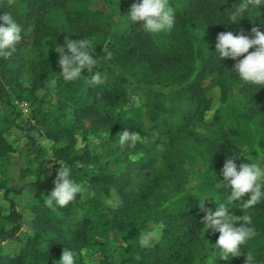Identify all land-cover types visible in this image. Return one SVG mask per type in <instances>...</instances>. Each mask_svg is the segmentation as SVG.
<instances>
[{
	"label": "trees",
	"instance_id": "trees-1",
	"mask_svg": "<svg viewBox=\"0 0 264 264\" xmlns=\"http://www.w3.org/2000/svg\"><path fill=\"white\" fill-rule=\"evenodd\" d=\"M130 2L0 0V11L11 12L22 27L16 51L0 57V102L28 99V129L42 127L52 143L49 154L29 135L34 180L0 183L7 205L0 206V245L22 233L17 197L29 196L32 217L19 251L0 252V264H59L67 247L76 251V264H245L248 252L264 264V200L248 208L247 195L232 201L221 175L228 156L247 163L243 125L251 127L252 152L264 157V86L241 82L231 72L236 61L215 54L217 35L250 34L264 22V5L228 24L237 0H168L175 23L153 34L128 19ZM66 38L91 41L96 59L72 81L59 73L55 51ZM96 72L100 84L91 82ZM41 90L50 97L39 98ZM16 120L0 114V170L14 151L7 132ZM124 128L141 139L121 146L117 133ZM91 136L97 146L90 145ZM52 162L55 169L70 166L89 193L50 207L53 189L47 190L44 176ZM215 202L233 215H250L257 233L241 255L227 260L212 251L219 233L202 223L204 209L214 210ZM160 227L154 243L140 244Z\"/></svg>",
	"mask_w": 264,
	"mask_h": 264
},
{
	"label": "clouds",
	"instance_id": "clouds-1",
	"mask_svg": "<svg viewBox=\"0 0 264 264\" xmlns=\"http://www.w3.org/2000/svg\"><path fill=\"white\" fill-rule=\"evenodd\" d=\"M260 5H264V0H237L228 10V24H239L249 12L259 13L257 8ZM126 15L133 23L142 22L140 26L146 32L153 34L170 30L175 23V11L169 5L168 0H137L131 4ZM21 32L22 27L14 15L11 12L0 11V57L10 58L13 55L16 45L22 39ZM250 49L252 51H249ZM215 50L219 61L224 58L236 61L233 65L234 71L231 72L235 73L241 82L259 87L264 86V22L252 27L250 34H244L243 31L235 34L232 31L219 33L215 41ZM55 51L58 53L59 73L66 81L80 78L82 69L87 68L89 71L96 64L91 41L86 39L66 38L63 45L57 44ZM110 56L111 52L106 51L105 58H110ZM91 82L101 83L99 72L92 76ZM117 135L121 146L135 145L141 139L139 133L131 132L127 128L118 132ZM234 158L238 156H228L222 166L221 175L230 188V199L238 201L247 195L248 199L244 207H252L264 200V164L251 163L247 159L248 163L237 165ZM217 183L220 187L221 183ZM82 191L83 186L74 180L71 167L65 165L58 168L54 188L47 196L46 203L50 207H64ZM207 197L209 196L203 198ZM201 208L203 209V204ZM204 211L202 223L205 230L211 229L219 233L212 246V251L218 250V257L227 260L232 256L241 255L240 249L257 235L255 228L251 226L252 217L250 215H233L224 203H216L214 210L204 209ZM236 222L239 224L237 225ZM155 235V231L147 232L140 239V244L145 247L149 246ZM244 255L245 264H256V258L251 252L244 253ZM76 260V251L67 247L63 250L58 262L59 264H76Z\"/></svg>",
	"mask_w": 264,
	"mask_h": 264
},
{
	"label": "rangeland",
	"instance_id": "rangeland-1",
	"mask_svg": "<svg viewBox=\"0 0 264 264\" xmlns=\"http://www.w3.org/2000/svg\"><path fill=\"white\" fill-rule=\"evenodd\" d=\"M133 2H137V0H131V4ZM130 4V6H131ZM215 95V105L217 104V92H213ZM39 98L48 99L50 95L44 90L39 91ZM133 99L136 105L140 104V98L138 94L133 95ZM32 103L28 101V99H15L11 97L10 102L1 103L0 102V114L8 115L9 117L16 118L15 124L11 127V129L7 132V139L12 143L14 147V151L9 153L6 164L0 170V183H6L7 185H23L26 182L34 180L35 176L33 173V168L35 167L33 157L29 152V135H32L36 138L37 142L41 145L45 146L49 150V154H51L50 147L52 145L51 141L46 139L43 135L42 127L36 125L35 128L28 129L32 120L29 118L30 113L32 111ZM19 116H16L17 114ZM33 122V121H32ZM241 133L243 136L244 148L248 152L247 159L251 163L264 164V157L256 156L252 150L253 146L250 142L252 137L251 127L247 125H243L241 127ZM99 143V139L95 136L90 137V145L97 146ZM247 160V163H248ZM54 163L49 166L51 169L54 167ZM57 163V162H56ZM58 169L53 168L49 173L44 176V182L47 190H52L54 188V180L56 178ZM193 181V180H192ZM83 193L88 194L89 191L87 188L83 187ZM29 196L22 195L21 197H17V203L19 209L24 214L23 220V230L20 233L17 239H12L3 242L0 245V252L2 254H16L19 251V248L25 239V236L30 232V221L32 219L31 214L27 209V202ZM0 206L1 208H5L7 205L3 200V191L0 189ZM161 227L156 230V235L151 243H154L161 234ZM90 261L93 263H98V259L96 257L90 256L88 257Z\"/></svg>",
	"mask_w": 264,
	"mask_h": 264
}]
</instances>
